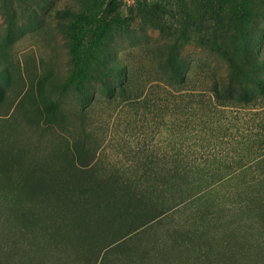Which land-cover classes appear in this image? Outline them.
Segmentation results:
<instances>
[{"label": "rangeland", "instance_id": "obj_1", "mask_svg": "<svg viewBox=\"0 0 264 264\" xmlns=\"http://www.w3.org/2000/svg\"><path fill=\"white\" fill-rule=\"evenodd\" d=\"M82 1L0 0V264H264V183L258 181L259 169L251 167L225 184H213L206 173L207 163L229 157L232 137L205 133L198 116L181 110L174 113L178 108L174 99L187 93H176L165 83H148L141 102H123L120 94L123 63L143 76L197 73L199 81L185 91L206 93L207 86L200 81L209 73H227L225 61L198 40L185 39L181 17L174 19L177 33L160 32L152 20L143 19L135 22V31L116 32L111 41L100 45L95 58L81 64L83 73H116L109 81L117 93L109 94L101 75L79 85L72 76L78 63L61 12L78 9ZM163 2H171L174 13L183 9L198 17L199 9L189 0ZM132 3L123 0V12ZM253 32L264 37V11ZM110 63L117 65L113 72ZM52 106L64 115L71 133L46 124L44 110ZM81 140L100 146L94 157L100 173L124 176L127 170V176L133 178L146 167L144 158L166 162L172 152L188 156L201 168L188 171L189 180L165 182L159 196L152 198L148 192L147 197L158 207L180 206L122 240L105 258L104 247L124 235L122 219L116 221L114 233L105 229L98 234L101 229L94 228L89 233L73 224L58 225L62 218L73 221L84 217L80 208L85 201L76 198V181L67 185L73 187L68 195L76 203L70 210L64 211L57 199L49 201V206H59L61 214L52 216L44 207L37 208L30 216L38 222L28 226L17 209L18 204H31L20 195L27 167L34 161L53 159L62 175L70 178L69 172L76 171L81 178L85 166L69 167L62 161L64 146L69 143L73 147ZM19 155L26 160L27 169L13 168ZM91 157L86 152L85 159ZM164 164L170 169L169 163ZM9 167L14 169L10 179L4 170ZM82 225L86 226L80 221ZM207 250L213 251L210 259L203 257ZM224 256L226 260H222Z\"/></svg>", "mask_w": 264, "mask_h": 264}, {"label": "trees", "instance_id": "obj_2", "mask_svg": "<svg viewBox=\"0 0 264 264\" xmlns=\"http://www.w3.org/2000/svg\"><path fill=\"white\" fill-rule=\"evenodd\" d=\"M189 1L199 9L197 18L190 13H184L183 9H178V13H174L172 3H164L163 0H133L125 12L123 0H83L78 9L62 11L61 15L67 19L64 24L70 39L71 52L78 63L77 73H73L72 76L79 85H82L85 81L100 79L101 75L108 83L109 94L111 96L116 94L117 89L109 81L116 73H100L99 76L96 73H83L85 69L81 64H88L95 58L100 45H106L111 41L116 32L122 29L135 31V22L149 19L160 32L177 33L179 26L174 19L181 17L184 20L182 36L188 41L198 40L201 46L222 58L228 66L227 73H209V77L201 80L200 82L207 86L206 93L193 89L188 92L185 90L199 81L197 73L161 75L145 73L146 76H143L132 73L131 67L123 63L125 73L119 87L122 101L144 100L143 93L150 82L157 85L165 83L176 93L186 92L187 95L179 98V101L174 99V102H178V108L174 113L181 110L186 111L185 115L198 116L205 133L232 137L229 157L215 158L206 164L208 169L206 173L214 180L213 184L215 181L228 183L231 177L243 175L251 167L259 169L256 175L258 181L263 184L264 37L258 38L253 32V27L264 11V0ZM108 67L111 72L117 69L116 64L110 63ZM82 112L77 111L76 114ZM44 116L49 126L56 125L64 132H72L65 124V117L59 113L57 106L44 110ZM177 119L174 117L173 122L176 123ZM235 121L236 124L232 123ZM67 144L62 149V161L69 167L85 166L87 169L83 171L81 178L79 177L81 174L76 171L69 172L70 178L62 175L55 169L58 164L53 159L46 162L34 161L27 167L22 155L16 157L13 162L16 165L13 164V168L17 165L18 171L28 168L26 183L20 197L31 203L27 206L18 204L17 209L22 213L23 221L28 226L30 222L33 224L38 222L30 216L37 208L44 207L48 215L61 214L59 206L55 207L54 204L49 206V201L57 199L61 202L59 203L61 208L64 206V211L70 210L74 202L71 201L72 195L68 193L73 187L69 188L67 185L76 181L74 190L76 198L85 201L80 208L84 217L73 221L62 218L58 225L61 227L65 224L68 227L73 224L75 228L87 230L89 233L91 228L101 229L98 234L103 233L105 229L114 233L116 221L122 219L124 235L114 242H108L109 244L102 250L105 258L107 251L120 244L122 240L138 234L146 226L180 206L179 203L172 209L158 207L147 197L148 192L152 198L159 196V193L165 190L163 187L165 182L177 183L180 178L189 180L188 171L197 172L201 168L199 163H192L188 156L172 152L166 162L158 158H144L146 167L141 172H136L133 178L127 176V170L124 171V176H117L113 172L100 173L95 167L98 158H94L100 152L99 145L89 143L87 140L76 142L73 147ZM86 152L93 155L88 161L85 159ZM164 163H169L170 169H166ZM210 166L217 168L212 169ZM4 170L10 179L14 169L9 167ZM80 221L86 226H79ZM106 241L107 238H104L105 243ZM211 255L213 251L207 250L203 257L210 259ZM225 256L222 260L229 258Z\"/></svg>", "mask_w": 264, "mask_h": 264}]
</instances>
